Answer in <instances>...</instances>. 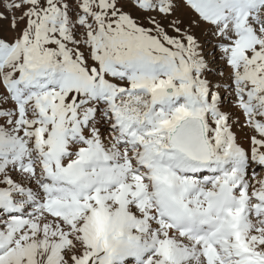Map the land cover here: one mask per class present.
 <instances>
[{
    "label": "snow or ice",
    "instance_id": "obj_1",
    "mask_svg": "<svg viewBox=\"0 0 264 264\" xmlns=\"http://www.w3.org/2000/svg\"><path fill=\"white\" fill-rule=\"evenodd\" d=\"M0 264H264V0H0Z\"/></svg>",
    "mask_w": 264,
    "mask_h": 264
}]
</instances>
